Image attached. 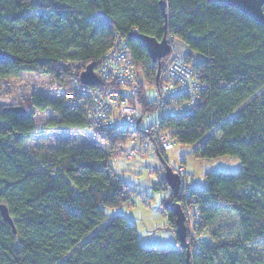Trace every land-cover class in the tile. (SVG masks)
<instances>
[{
    "label": "trees",
    "instance_id": "1",
    "mask_svg": "<svg viewBox=\"0 0 264 264\" xmlns=\"http://www.w3.org/2000/svg\"><path fill=\"white\" fill-rule=\"evenodd\" d=\"M164 12L159 0H0V49L14 56L0 60V79L45 74L56 91L54 97L32 91L18 99L23 112L0 102V202L14 228L0 215V264H262L255 245L264 240V24L216 0H166ZM130 28L157 39L165 31L170 48L180 40L194 53L182 60L206 87L191 113L171 116L161 102L146 98L144 87L156 81L158 66L129 37ZM116 33L127 37L145 77L141 109L157 113L176 142L195 143L196 156L240 160L236 171L206 172L203 188L189 184L185 203L197 208L202 239L188 248V262L185 248L143 246L122 214L108 218L104 207H119L133 192L108 155L118 154L132 133L112 135L93 126L85 100L65 96L85 65L93 63L96 73ZM166 60H160L161 78ZM59 62L82 66L70 70ZM96 87L108 90L117 82L100 79ZM45 109L53 116L35 126V112ZM56 130L89 131L99 145L62 141L48 152L24 146L33 134ZM141 150L169 166L152 141ZM162 187L166 181L159 176L152 188ZM170 198L183 205L179 189ZM162 209L174 233L175 214ZM221 213L236 220L226 230L234 235L225 239L217 223ZM186 240L190 247L187 225Z\"/></svg>",
    "mask_w": 264,
    "mask_h": 264
},
{
    "label": "built area",
    "instance_id": "2",
    "mask_svg": "<svg viewBox=\"0 0 264 264\" xmlns=\"http://www.w3.org/2000/svg\"><path fill=\"white\" fill-rule=\"evenodd\" d=\"M135 30L130 28L129 33ZM130 54L127 37L116 33L112 44L101 57L96 75L99 80H115L117 87L101 90L96 85L83 84L78 75L71 80V90L65 93L68 98L78 95L85 100V118L93 126L107 130L112 135L124 131L132 133L126 140L128 147L120 155H108L112 162L121 159L130 160L139 156L140 149L149 141H152L161 152L176 142L173 129H163L159 120L152 119L153 113H146L141 109L138 95L145 77L134 65ZM165 56L167 60L163 77L159 76L151 85L155 99L165 105L163 110L171 116L189 114L192 112L199 92L206 87V83L183 62L184 55L180 56L178 52H173L170 48ZM135 132L144 136V145ZM172 171L179 178L178 189L183 198V205L180 206L190 232L189 250L192 251V248L198 246L202 239L201 232L197 231L199 213L195 206L185 203L190 198L189 173L186 168L179 164L172 167Z\"/></svg>",
    "mask_w": 264,
    "mask_h": 264
},
{
    "label": "rangeland",
    "instance_id": "3",
    "mask_svg": "<svg viewBox=\"0 0 264 264\" xmlns=\"http://www.w3.org/2000/svg\"><path fill=\"white\" fill-rule=\"evenodd\" d=\"M175 39L172 41L173 47L171 51L178 52L175 47ZM178 40H176V44ZM181 56V53L178 52ZM60 68H68L70 70H78L81 68L80 63H66L59 62ZM143 73V72H142ZM145 82V80H144ZM52 80L45 74H39L34 72H21L17 77H8L0 79V102L5 105H18V99H25L30 92H40L43 95L54 97L56 95L55 87L52 86ZM144 93L148 100L155 99L153 87L151 85H145ZM8 95L11 98L7 97ZM53 116L49 109L38 110L34 114L35 126L43 124L48 118ZM157 113H154L152 119H155ZM127 140V139H126ZM140 140L143 142V138ZM67 141L73 146L82 145H99L92 137L89 131H71V130H56L48 132H40L32 135L31 139L24 144V146L32 152H48L54 149L60 142ZM149 144V142H148ZM128 143L125 141L124 148L116 155L118 156L127 147ZM144 145V142L142 143ZM194 144H182L175 142L170 148H167L163 152V156L170 167H176L182 164L189 173L188 183L190 186L197 188H203L206 185L204 174L211 171H236L240 168V160L232 155H222L218 157H198L194 154ZM143 148V147H142ZM141 148V149H142ZM139 151V156L133 158L140 159V156L145 154ZM148 153V152H147ZM161 166L156 168L152 166L150 159H145L143 162L138 161V170L127 173L119 174L120 177L131 187V182L135 179H139L144 176L147 171L154 172L157 177H163L165 173V167L163 168L162 161L156 154ZM115 167V164L112 163ZM162 167V168H161ZM135 174V175H134ZM171 189L166 184V187L159 189L149 188L144 192H133L130 194V198L127 202L123 203L119 207L109 208L104 207L108 218L114 214H122L129 222H131L139 235V238L143 242V246L167 248L175 247L178 245L175 234L165 228L166 215L161 207L162 201L166 200L170 195ZM235 217L232 213H221L218 217L217 223L225 229L221 238H229L234 235L233 232L226 231L229 226L235 224ZM188 235L190 232L188 231ZM188 248L189 244H188ZM255 249L262 257V264H264V240L259 241L255 245Z\"/></svg>",
    "mask_w": 264,
    "mask_h": 264
},
{
    "label": "water",
    "instance_id": "4",
    "mask_svg": "<svg viewBox=\"0 0 264 264\" xmlns=\"http://www.w3.org/2000/svg\"><path fill=\"white\" fill-rule=\"evenodd\" d=\"M217 2L228 4L232 8L238 9L242 11L244 14L251 17L256 22L264 24V0H216ZM161 5V9L163 11L164 17L166 14L164 12V8L166 5V0H159ZM165 27V24H164ZM129 37L135 40L140 46L144 47L147 51L148 56L150 59L155 62L158 66L156 72V78L159 77L160 74V60L163 56H165L170 51V45L166 36V32L164 31L162 37L157 39L153 36L140 33L138 31H133L129 33ZM14 56L4 50L0 49V60H8L12 59ZM79 80L83 84L87 85H97L99 84L100 80L96 73L93 70V63H89L84 66L79 72ZM5 109L23 112L24 108L19 105H10L5 106ZM165 173L163 174V178L166 181V184L170 187L173 195L176 194L179 185V178L178 175L173 172L169 166H165ZM162 207L166 210L173 211L175 214L174 219V234L178 241V246L186 249V260L188 262L189 252H188V242L186 240V224H185V216L182 211L180 204L170 199H166ZM0 215L4 221L9 223L13 228V222L8 214L7 207L4 203L0 202Z\"/></svg>",
    "mask_w": 264,
    "mask_h": 264
},
{
    "label": "crops",
    "instance_id": "5",
    "mask_svg": "<svg viewBox=\"0 0 264 264\" xmlns=\"http://www.w3.org/2000/svg\"><path fill=\"white\" fill-rule=\"evenodd\" d=\"M174 44H175V47L179 50L178 52H180L182 55H185V54H193L194 55V53L192 51H190L187 48V46L185 44H183L180 40H178L177 44H176V40H175ZM145 159H150L152 161L151 162L152 166L155 168H159L161 166V163L159 162L158 158L156 157L155 152L145 153V154L140 156L139 160L143 162ZM139 160L121 159V160H118L116 162H113L115 164L114 168L118 171L119 174H121V173L125 174V173L131 172V171H134V172L139 171L138 170L139 165L137 163ZM157 179H158V177L156 176V174L154 172L147 171L144 176L140 177L139 179H135L133 182H131V187L136 192H144L147 189L152 188L154 186L155 182L157 181ZM166 225H167V222H166ZM166 225H165V228H166ZM138 238H139V235H138ZM139 241L142 245H144L140 238H139Z\"/></svg>",
    "mask_w": 264,
    "mask_h": 264
}]
</instances>
